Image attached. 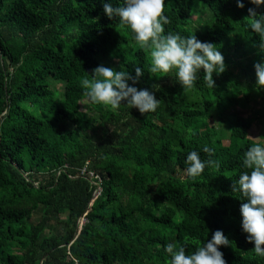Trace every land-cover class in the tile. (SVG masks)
Instances as JSON below:
<instances>
[{"label":"trees","instance_id":"16d2710c","mask_svg":"<svg viewBox=\"0 0 264 264\" xmlns=\"http://www.w3.org/2000/svg\"><path fill=\"white\" fill-rule=\"evenodd\" d=\"M198 1L209 19L194 28L191 1L166 0L165 32L219 46L226 70L214 74L213 88L203 70L190 89L175 70L151 73L149 52L104 12L105 2L123 0H0V264H171L167 243L191 253L218 229L231 242L220 249L227 264H264L241 227L246 201L233 192L256 143L249 130L264 125V86L254 68L264 62V42L247 27L248 10L264 13V5ZM99 65L133 77L141 68L134 86L154 91L160 107L141 114L92 102L82 82ZM258 98L255 116L231 113ZM213 114L231 117L228 145L210 125ZM205 146L214 148L219 170L188 177L187 154L208 159ZM95 176L101 193L93 199ZM51 221L64 232L48 230Z\"/></svg>","mask_w":264,"mask_h":264},{"label":"clouds","instance_id":"9594fccd","mask_svg":"<svg viewBox=\"0 0 264 264\" xmlns=\"http://www.w3.org/2000/svg\"><path fill=\"white\" fill-rule=\"evenodd\" d=\"M257 6L264 5V0H251ZM166 0H123L122 6L113 7L105 2L104 12L109 18L118 17L122 25L131 30L135 43L151 57L150 72L168 74L175 70V79L184 89L193 88L203 70L205 86L215 87L214 74L226 70L225 57L213 42L201 41L196 35L183 36L171 31L165 32V25L170 23L165 14ZM238 6L244 4L238 0ZM252 22L247 25L264 42V13L249 9ZM257 85L264 86V62L254 65ZM133 77L128 71H117L99 65L92 70V79L82 82L86 96L94 103L119 108L122 104L137 109L141 114L156 112L160 107L154 91L134 86L143 75L139 67ZM129 81L132 83L130 84ZM126 102V103H125ZM203 152L209 154L202 159L198 151L187 154L188 177L196 178L206 168L219 170L220 162L214 159V148L205 146ZM243 167L248 171L239 174L233 182V192H239L246 202L241 204V227L247 234V240L254 243V251L264 257V142L253 143L244 154ZM230 240L223 230H216L211 239H207L195 251L186 253V246L176 242L165 245V252L171 258V264H227L221 246H229Z\"/></svg>","mask_w":264,"mask_h":264},{"label":"rangeland","instance_id":"374dc122","mask_svg":"<svg viewBox=\"0 0 264 264\" xmlns=\"http://www.w3.org/2000/svg\"><path fill=\"white\" fill-rule=\"evenodd\" d=\"M194 9L197 10L193 14V26L194 28H199L202 23H205L209 19V12L205 9L204 4L201 1L198 0H190ZM204 11V12H203ZM203 12V13H202ZM102 61L107 64V60L102 58ZM233 64L230 65L232 67ZM56 89L59 91L61 90L60 85L56 86ZM87 98L82 100L81 107L83 110H85V105L87 104ZM262 103L260 99H256L250 103L248 107L242 108L241 106H237L235 109L232 110L231 113L238 114L239 116H242L244 118L255 116V113L258 112L260 109H262ZM229 115V112L226 114ZM230 120L231 117L224 116L219 117L217 114H213L211 119L209 120L210 125L213 127V130L218 133L219 136H221L222 141L225 145H228L230 143ZM264 125L260 124L258 121H255L253 125L251 126L249 130V138L253 140L254 142H264ZM43 212L42 210H38L33 215V221H37L41 218ZM62 219L66 218L65 214L61 215ZM54 230L57 233L64 232V224L59 221H51L48 230Z\"/></svg>","mask_w":264,"mask_h":264},{"label":"built area","instance_id":"2783aa9c","mask_svg":"<svg viewBox=\"0 0 264 264\" xmlns=\"http://www.w3.org/2000/svg\"><path fill=\"white\" fill-rule=\"evenodd\" d=\"M90 178H94V173L93 172H90ZM95 182L94 184L97 185V188L96 190L94 191L93 193V199L97 198L100 193H101V188H100V183H101V179L99 176H95ZM86 219L84 217L80 218L79 219V228L81 229L83 224L85 223Z\"/></svg>","mask_w":264,"mask_h":264}]
</instances>
